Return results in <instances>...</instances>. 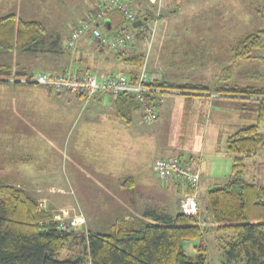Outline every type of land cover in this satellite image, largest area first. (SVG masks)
<instances>
[{
    "label": "rangeland",
    "instance_id": "rangeland-1",
    "mask_svg": "<svg viewBox=\"0 0 264 264\" xmlns=\"http://www.w3.org/2000/svg\"><path fill=\"white\" fill-rule=\"evenodd\" d=\"M122 1L138 15L147 16L155 25L149 37L138 36L132 44L124 47L128 53L138 46V53L144 54L143 64L134 69L139 72L137 77L144 74L150 81L200 84L209 87L211 92L215 82L219 85L264 86V40L247 60H236L233 52L239 40L264 30V0ZM98 4L99 0H0V16L15 13L23 19L38 20L46 28V37L36 46L37 51L0 49V66L6 67L11 74L20 73L25 77L38 72L49 75L68 73L86 63L94 72L97 67L106 66V62L97 61L96 57L81 55L77 44L79 39L72 42L69 38L72 28L88 20L93 7ZM130 26L129 22L117 20L114 29L119 33L122 28L130 30ZM99 29L105 34L102 23ZM113 35L108 33L106 37L111 39ZM51 42H56V45L52 46ZM104 51L116 55L120 50ZM90 62L92 64L88 65ZM122 63L119 60L117 65ZM123 65L133 70L131 66ZM157 72V79L149 75ZM120 75L135 81L132 76ZM161 95H165L167 108L161 107L165 102L158 101ZM184 95L176 90L161 93L156 101L160 106L159 119L145 123L138 110L139 113L136 111L131 118L130 127L117 115L114 98L107 95L113 100L115 116L128 130L125 135L129 137L125 136L124 141L128 140L126 147L131 152L124 163L131 168L138 165L142 168L134 178L117 180L118 176L114 174L108 178L102 174L107 167L110 172L123 170V144L113 148L115 153L110 154L106 162L107 153L96 147L94 138L81 133L85 120L93 118L92 112L102 111L97 106H87L88 101L101 96L55 91L40 84L17 82L14 77L0 83V182L25 190L37 201L38 208L57 223L59 230L63 225L70 227L67 233L79 230L75 241L66 244L58 259H79L82 264H88L84 254L87 231L106 233L119 220H125L131 228L141 227L149 222L144 215L146 210L154 209L175 216L180 210L182 198L194 193L196 214L200 215L205 229L203 239L207 247V263L240 264L226 262L222 243L230 235L217 233L208 215V180L204 178L201 181L203 187H200L199 201L198 184L190 193L186 189L179 191L176 185L170 183L173 179H161L153 171L155 157L162 153L169 158L171 150L181 147L179 134L183 125ZM218 99L232 104L238 113L242 110V104L247 108L257 104L254 99ZM104 105L109 108L107 104ZM162 110H166L164 122L161 121L164 115ZM109 116L112 117L111 108ZM207 116L209 111H206L204 121H207ZM226 121L229 122L225 125L228 127L232 124V128L224 129L218 140L215 132H212L213 123L205 133L207 137L203 145L193 130L187 131L190 137L183 142L191 150L204 148L217 153L216 150L222 149L223 154L218 155L222 162L218 172L220 177L230 172V167L225 168L224 165L227 158L226 138L236 127L248 123V120L239 117L236 121L233 117L231 120L229 114ZM85 130H92V126L87 125ZM133 130L141 133L136 141L131 139ZM125 173L128 176L131 174L129 169ZM244 176L264 186V148L246 160ZM220 183L218 181L209 188ZM41 204L45 205L46 211L41 209ZM82 210L91 215L89 227ZM73 219L78 221L72 224ZM195 244L198 242L185 244L189 257L193 256L192 247Z\"/></svg>",
    "mask_w": 264,
    "mask_h": 264
},
{
    "label": "trees",
    "instance_id": "trees-1",
    "mask_svg": "<svg viewBox=\"0 0 264 264\" xmlns=\"http://www.w3.org/2000/svg\"><path fill=\"white\" fill-rule=\"evenodd\" d=\"M99 5L85 21L94 17ZM106 14L107 17L110 15L118 21L127 22L118 9H111ZM104 18L97 21L98 28ZM108 31L105 27L104 33L108 34ZM45 37L46 28L38 20L23 19L15 13L0 16L1 51H37L36 46ZM263 40L264 30L245 36L233 49L234 58H251L252 52L261 47ZM92 41L97 43V40ZM51 45H56V42H51ZM100 49L105 50L102 46ZM118 54L124 64L133 68L131 78H137L139 72L134 69L141 67L144 54ZM32 76L11 74L6 67L0 66V83L14 77L17 82L37 84L29 81ZM144 83L157 89L149 94V99L156 107L157 97L166 89L257 101L249 109L245 104L241 105L239 118L248 120V123L236 127L226 138L225 151L232 156L230 174L220 184L209 189L206 198L214 230L219 234L230 235L222 243L226 262L264 264V186L244 176L246 160L264 148V135L259 131V125L264 120V86L219 85L215 82L211 92L209 87L200 84L178 85L156 80ZM114 107L126 125L132 122V112L138 110L137 102L130 94L115 97ZM173 181L183 184L178 180ZM185 185L186 192H192L193 186ZM144 215L149 222L141 227L131 228L125 220H119L106 233L87 231L84 254L88 264H208L207 247L203 239L205 229L200 215L187 216L178 212L170 216L154 209L144 211ZM49 218L51 216L42 212L37 201L25 190L0 182V264H82L79 259L57 258L66 244L75 241L79 230L76 233L59 230L57 223ZM193 241L198 244L193 245V256L189 257L185 244Z\"/></svg>",
    "mask_w": 264,
    "mask_h": 264
},
{
    "label": "crops",
    "instance_id": "crops-1",
    "mask_svg": "<svg viewBox=\"0 0 264 264\" xmlns=\"http://www.w3.org/2000/svg\"><path fill=\"white\" fill-rule=\"evenodd\" d=\"M101 1L102 0H99V3ZM95 7H93V9ZM105 18H107L109 20V23H108L109 31L108 32H109V34L111 33L113 35L115 32L114 27H115V23H117V18L112 17L110 15H108V17L106 15ZM103 26H104V24H103ZM77 44H78L79 50H81L80 51V54L82 53L81 55H89V56L96 57L97 61L106 62L107 65L106 66L101 65L102 62H100L99 65H101V66L97 67L95 69V72H94L93 70L90 69L91 67L87 66V63H86V65H84V66H81V67L79 66L78 68H75L74 70H72V72H75V73H77V72H82V73L92 72L95 74H97V72H98L97 75L100 77L104 76L106 74H108V75L109 74H122V75L131 76L130 67L124 66L123 63L119 66L117 65V63H119V60H120L118 58V56H119L118 53H120V51H121L122 54L129 55L132 53H138V51H140V50H136L138 48V46H136L135 50H132L131 52L126 53V50H125L126 48H123L122 50H120L117 53L118 55H113V54L110 55V54H107L103 49H100V46L97 43H95L94 41H92L91 39H89L88 36H83L82 38H80L79 42ZM91 64H92V62L88 63V65H91ZM149 75L151 77H154L157 79V75H159V74L157 72V74L153 75V73H150ZM165 92L173 93V92H175V90H167L166 89ZM176 92L183 93V95L186 94V95H184V98L182 99V101L184 102V104L182 105L183 125H182V128L180 129V134H179V139H182V142H181L180 149L171 150L169 158H178L184 164H186L190 167L196 168L200 172V180L198 183V199H199L200 187L201 186L203 187V185L201 184L202 179L206 178L208 180L206 183V185H207L206 194H207V191L210 189L209 188L210 185H212L218 181L219 182L224 181L229 176L230 172H229V174H226V175H223V173H222L223 177H220L218 175V172L220 170L221 163H222L220 160V157L218 155L221 153L223 154V152L221 151L222 149L216 150L217 153H213L212 150L206 151V150H204V148L203 149L196 148L194 150L188 149L186 147V145L183 143L184 140H187V138L190 137V135L187 134V131L188 132L190 130L195 131L194 135L198 136V138H200L202 140L201 144L203 145V143H205L206 137H207V135L205 133L207 132V130H209L210 124L214 123V127H213L212 132L213 133L215 132L216 138L218 137L217 138V140H218L219 138H221L222 132L224 129L232 128V124H229L228 127L225 125V124H227V122H229V121H226V117H228V114L231 117V120H232V117L234 118V121H236L238 119V117H240V116H239V113H238L236 107H234L232 104H229L223 100H219L218 98H220V97H217L215 94H212V93H199V94H197V92H188V91H183V90H176ZM161 93H163V92H161ZM98 96H101V95L97 94V97ZM163 96H165V95H161L159 97L160 100H158L161 103L165 102V98ZM215 98H217V99H215ZM156 101H157V99H156ZM104 104H107L109 106V108L107 109ZM112 105H113V100L110 96H107V95L101 96V98H98V99L93 98L92 100H89L87 106H92V107L97 106L102 111L97 112V110H96V111L92 112L93 118L85 120V127H84V130L83 129L81 130V133L90 135L91 138H94L95 143L97 145L96 147H99L100 151H101V149H103V152L107 153V155H105V161L106 162H108V158L110 157V154L115 153L113 148H118L120 143L123 144V147H121V153L123 152V154H124V157H123V164L124 165H122L123 170L121 172L120 171L110 172L111 170H109V167H107V170H103L105 173H103L102 175H104L108 178V176H111L114 174V175L118 176L117 180H119L121 178L122 179L123 178L130 179L132 177L134 178V176L137 173H139L142 168L140 167V165H138L137 167L134 166L133 168H131V166H127L124 163L125 158L127 160V158L130 156V152H131V149L126 147L127 146L126 143L128 142V140L124 141L125 136L127 138L129 137L128 134L125 135L128 130L126 128V125L122 124L123 122L121 121V119L118 118L117 116H115L114 111H113L114 107ZM180 106H181V104H180ZM157 107H158V118H157V120H158L159 115H160L159 103H158ZM161 107L167 108L168 106H166V102H165V104ZM110 108L112 111V117L109 116ZM136 111L138 112L137 109L132 112V116L135 115ZM206 111H209V116H207L208 117L207 121H204V115L206 114ZM162 113H164V115L161 117V121L164 122L166 110H164V111L162 110ZM139 115H140V113H139ZM223 118H224V121H223ZM87 125L92 126V130H85ZM130 125L128 127H130ZM130 135H132L131 139H134L135 141H136V138L139 139L141 137V133L137 130H133V132H131ZM104 149H106V151ZM224 157H226V156H222V158H224ZM158 158H165V157L161 153L160 156L155 157L153 162ZM153 162H152V164H153ZM224 165H225V168L230 167V169H231L232 156L229 155L228 153H227V158L224 162ZM127 169H129L131 172V174L129 176L126 175V173H125V171ZM140 175H141V173H140ZM170 183L176 185L178 190L179 189L180 190L186 189V187L180 183L174 182L172 180H170ZM199 201H200V199H199ZM200 210H201V206H200ZM82 211L84 213L83 216L86 218L87 223H88L87 227H89V219L91 218V215H90V213H87L84 210H82ZM92 223L94 226L95 223L94 222H92ZM92 231H94V230H92Z\"/></svg>",
    "mask_w": 264,
    "mask_h": 264
},
{
    "label": "built area",
    "instance_id": "built-area-1",
    "mask_svg": "<svg viewBox=\"0 0 264 264\" xmlns=\"http://www.w3.org/2000/svg\"><path fill=\"white\" fill-rule=\"evenodd\" d=\"M111 9H118L123 13L127 22H134L141 19V25L131 27L130 30L122 28L119 33H115L113 38L109 39L103 34L96 23L99 19H103L104 15ZM154 24L147 16L138 17V13L132 10L127 3L122 0H105L99 5L97 13L89 21H83L75 25L71 30V41H77L83 35H89L91 40H97V44L106 50L119 51L124 47L132 44L137 36L149 37L154 29ZM138 34V35H137ZM143 73V72H141ZM128 80L120 74H109L98 76L95 73L77 74L68 72L63 74L49 75L47 73L38 72L32 76L29 81L43 85L55 91H67L86 96L96 94H107L115 98L120 94L132 95L140 111V116L145 123H152L158 117L157 107L155 103L149 99V94L157 91V89L147 86L144 74H140L136 79ZM259 131L264 135V120L259 125ZM153 171L161 179H174L183 184H190L196 189L200 179V172L193 167L184 164L178 158H158L153 163ZM196 195L194 193L187 194L180 201V210L183 215H194L197 211ZM41 209L45 210V205L41 204ZM46 211V210H45ZM78 219H73L74 224ZM61 230L68 231L70 227L61 226Z\"/></svg>",
    "mask_w": 264,
    "mask_h": 264
},
{
    "label": "water",
    "instance_id": "water-1",
    "mask_svg": "<svg viewBox=\"0 0 264 264\" xmlns=\"http://www.w3.org/2000/svg\"><path fill=\"white\" fill-rule=\"evenodd\" d=\"M141 22H142L141 19H137V20H135L134 22H132V26H133V27H138V26L141 25ZM108 23H109V20H108L107 18H104V20L102 21V24H104V26H105L106 28H108ZM96 26H98V23L96 24Z\"/></svg>",
    "mask_w": 264,
    "mask_h": 264
}]
</instances>
